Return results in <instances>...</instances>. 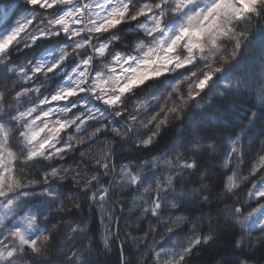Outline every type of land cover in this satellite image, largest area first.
<instances>
[{"label": "clouds", "instance_id": "clouds-1", "mask_svg": "<svg viewBox=\"0 0 264 264\" xmlns=\"http://www.w3.org/2000/svg\"><path fill=\"white\" fill-rule=\"evenodd\" d=\"M0 264H264V0H0Z\"/></svg>", "mask_w": 264, "mask_h": 264}]
</instances>
